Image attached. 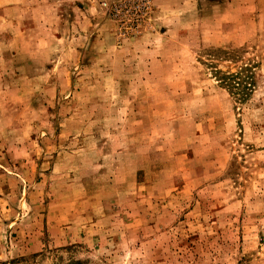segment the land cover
<instances>
[{"label":"rangeland","instance_id":"374dc122","mask_svg":"<svg viewBox=\"0 0 264 264\" xmlns=\"http://www.w3.org/2000/svg\"><path fill=\"white\" fill-rule=\"evenodd\" d=\"M0 264H264V0H0Z\"/></svg>","mask_w":264,"mask_h":264}]
</instances>
